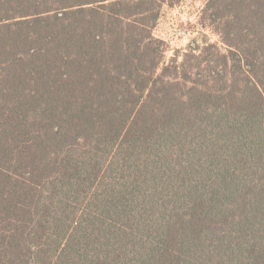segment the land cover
<instances>
[{"label":"trees","instance_id":"obj_1","mask_svg":"<svg viewBox=\"0 0 264 264\" xmlns=\"http://www.w3.org/2000/svg\"><path fill=\"white\" fill-rule=\"evenodd\" d=\"M0 0V264H264V0Z\"/></svg>","mask_w":264,"mask_h":264},{"label":"rangeland","instance_id":"obj_2","mask_svg":"<svg viewBox=\"0 0 264 264\" xmlns=\"http://www.w3.org/2000/svg\"><path fill=\"white\" fill-rule=\"evenodd\" d=\"M203 5V0H185L164 16L156 30V35L169 45L167 59L173 57L174 50L186 49L195 39L201 41L206 37L211 42L219 40L216 35L210 31H203L198 26Z\"/></svg>","mask_w":264,"mask_h":264},{"label":"built area","instance_id":"obj_3","mask_svg":"<svg viewBox=\"0 0 264 264\" xmlns=\"http://www.w3.org/2000/svg\"><path fill=\"white\" fill-rule=\"evenodd\" d=\"M157 34V33H156ZM158 36V35H157Z\"/></svg>","mask_w":264,"mask_h":264}]
</instances>
